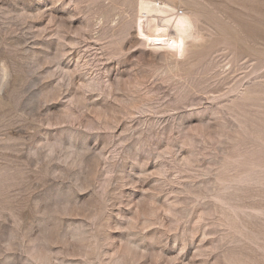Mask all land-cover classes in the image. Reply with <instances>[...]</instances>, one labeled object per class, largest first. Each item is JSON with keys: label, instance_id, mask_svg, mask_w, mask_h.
<instances>
[{"label": "rangeland", "instance_id": "obj_1", "mask_svg": "<svg viewBox=\"0 0 264 264\" xmlns=\"http://www.w3.org/2000/svg\"><path fill=\"white\" fill-rule=\"evenodd\" d=\"M0 264H264V0H0Z\"/></svg>", "mask_w": 264, "mask_h": 264}, {"label": "bare ground", "instance_id": "obj_2", "mask_svg": "<svg viewBox=\"0 0 264 264\" xmlns=\"http://www.w3.org/2000/svg\"><path fill=\"white\" fill-rule=\"evenodd\" d=\"M176 8L177 7H175V9ZM175 9L173 8V11ZM141 10L145 11L141 17L147 20L148 31L145 33L144 29L139 27V30L137 31L138 39H145V42L149 45L153 44L155 46L167 49L169 55H181L182 52H184L183 50H185V32L186 29L190 27V16L188 13L185 14V12L182 11L181 14L176 15L174 18L169 15L163 19V24L159 27L157 26V28L156 24H151L150 19H148L150 14L156 12L170 13V10L161 11L147 3L141 6ZM172 15H174L173 12ZM172 28H174V30H171Z\"/></svg>", "mask_w": 264, "mask_h": 264}]
</instances>
